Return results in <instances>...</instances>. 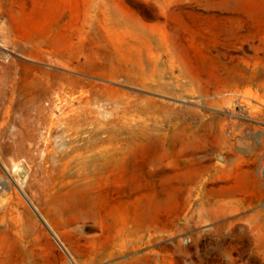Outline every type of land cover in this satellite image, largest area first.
Here are the masks:
<instances>
[{"label":"rangeland","instance_id":"obj_1","mask_svg":"<svg viewBox=\"0 0 264 264\" xmlns=\"http://www.w3.org/2000/svg\"><path fill=\"white\" fill-rule=\"evenodd\" d=\"M263 169L264 0H0V264H264Z\"/></svg>","mask_w":264,"mask_h":264},{"label":"bare ground","instance_id":"obj_2","mask_svg":"<svg viewBox=\"0 0 264 264\" xmlns=\"http://www.w3.org/2000/svg\"><path fill=\"white\" fill-rule=\"evenodd\" d=\"M190 151H192V150H190ZM183 157H184L183 151L181 148H179L178 155H177V171L179 173L178 174L179 182H177L178 186L176 189V196H175V208L177 210V214H178L179 219L181 218L183 220L182 223L185 226H197V225H201L202 223H205L207 221H213V220L217 219L216 215L209 212V208H208L209 205L208 204H210V203H209V200L205 198L206 196L205 197L203 196L200 198H198V197L194 198L191 194L188 199H185V194H186V191L188 189V183L189 184L193 183V178H194L193 173L194 172L190 171L189 176L186 179V183L182 182V170H183V166H184ZM187 157H190V156H187ZM184 159H185V157H184ZM263 173H264V169H263ZM191 192H193V191H191ZM217 197H219V196H217ZM221 206H222V204H221Z\"/></svg>","mask_w":264,"mask_h":264}]
</instances>
